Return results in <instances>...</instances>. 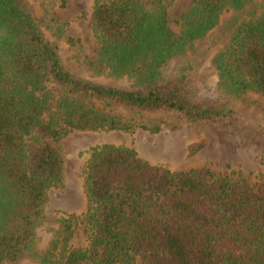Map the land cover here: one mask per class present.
Masks as SVG:
<instances>
[{"label":"trees","instance_id":"16d2710c","mask_svg":"<svg viewBox=\"0 0 264 264\" xmlns=\"http://www.w3.org/2000/svg\"><path fill=\"white\" fill-rule=\"evenodd\" d=\"M173 1L93 0L97 49L86 65L97 79L69 71L40 28L74 46L65 23L34 18L27 0H0V264H264V176L251 183L206 167L173 171L104 143L83 167L81 217L44 214L72 131L156 133L157 118L135 117L228 115L199 94L205 58L221 94L264 97V0H189L176 32L167 22ZM113 105L124 113L104 108ZM49 222L56 226L41 248L38 227ZM78 223L83 248L69 244Z\"/></svg>","mask_w":264,"mask_h":264},{"label":"rangeland","instance_id":"374dc122","mask_svg":"<svg viewBox=\"0 0 264 264\" xmlns=\"http://www.w3.org/2000/svg\"><path fill=\"white\" fill-rule=\"evenodd\" d=\"M261 0H253L259 3ZM34 18L50 17L56 23H65L64 34L75 39L69 46L63 37L52 34L43 23L40 28L56 47L66 68L84 78L103 79L86 65L96 58L97 43L89 25V13L93 0H27ZM189 0H174L167 8V22L176 32L174 20L188 5ZM258 9L256 5H253ZM219 46L215 47L217 49ZM210 57V56H209ZM205 58L198 66L196 85L201 97L230 112L223 118L205 122H184L173 113L142 114L138 120L157 118L159 130L149 133L135 128L133 131H86L69 133L61 142L62 180L46 193L44 214L47 220L72 214L81 217L85 209L82 191L83 167L92 146L113 144L132 148L138 157L169 170H188L206 167L222 175L240 173L247 182H256L264 176V97L246 91L238 98L221 94L216 86V74ZM170 65V63L168 64ZM115 112L124 113L116 106H105ZM202 147L190 154L192 144ZM54 222L38 227L39 246L46 245ZM74 248L86 245V235L78 223L69 240ZM19 264H37L27 259Z\"/></svg>","mask_w":264,"mask_h":264}]
</instances>
